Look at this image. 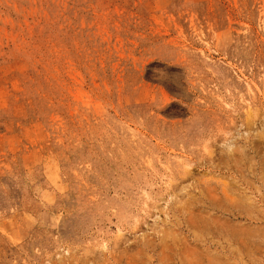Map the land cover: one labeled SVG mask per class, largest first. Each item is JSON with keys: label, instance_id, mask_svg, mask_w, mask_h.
<instances>
[{"label": "rangeland", "instance_id": "rangeland-1", "mask_svg": "<svg viewBox=\"0 0 264 264\" xmlns=\"http://www.w3.org/2000/svg\"><path fill=\"white\" fill-rule=\"evenodd\" d=\"M0 264H264V0H0Z\"/></svg>", "mask_w": 264, "mask_h": 264}]
</instances>
